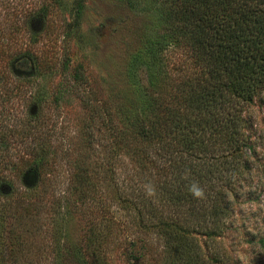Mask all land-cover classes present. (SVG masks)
<instances>
[{"label": "trees", "instance_id": "1", "mask_svg": "<svg viewBox=\"0 0 264 264\" xmlns=\"http://www.w3.org/2000/svg\"><path fill=\"white\" fill-rule=\"evenodd\" d=\"M82 1L73 0L76 18ZM150 10L154 22L141 34V49L131 55L128 68L130 79L145 81L149 90L140 85L142 95L135 97L134 109L121 111L117 122L114 108L113 118L99 127L107 126L114 134L107 151L114 156L128 154L137 173L146 176L144 185L124 197L123 190L117 194L114 186L112 196L119 209L129 212L133 230L155 234L159 246L124 231L113 247L119 248L125 264L223 263L225 252L218 253L204 241L202 248L192 233L210 240L220 236L232 216L231 203L251 177L250 160L261 136L252 137V120L242 112L254 98L264 100V0H156ZM24 55L28 57V52ZM26 61L27 73L29 68L39 71L36 61ZM44 68L49 69L47 64ZM71 71L77 77L76 65ZM147 110L149 116L144 114ZM84 145L90 147V140L85 138ZM81 154L68 169L62 195L45 200L46 195L29 190L33 198L29 236L37 235L39 220H51L52 248L43 257L52 259V264L110 262L105 249L87 251L79 241L66 238L67 222L84 204L90 184L85 174L91 158ZM30 158L20 163L26 167L20 173L23 182L34 185L42 181L48 162L44 150ZM6 188L9 192H4ZM193 189L202 194L196 196ZM11 192H15L11 181L0 171V196ZM111 223L118 231L125 227L112 217ZM12 224L0 212V264H32L20 263L26 255L20 252L21 243L14 246L18 234ZM86 230L98 246L107 234L94 233L90 225Z\"/></svg>", "mask_w": 264, "mask_h": 264}, {"label": "rangeland", "instance_id": "2", "mask_svg": "<svg viewBox=\"0 0 264 264\" xmlns=\"http://www.w3.org/2000/svg\"><path fill=\"white\" fill-rule=\"evenodd\" d=\"M155 1L83 0L76 18L73 0H0V171L15 190L0 196V212L4 220L14 223L12 228L18 234L14 246L21 243L20 252L26 255L20 257V263L52 264V259L43 257L52 248L51 220H37L38 233L29 236L33 224L29 190L46 195L45 200L62 195L68 169L81 153L91 158L85 174L90 184L84 204L67 222L66 238L79 241L87 251L105 249L109 264H125L119 248L113 247L124 231L131 237L143 236L158 248L157 236L133 230L127 221L129 212L119 209L112 196L114 186L117 194L118 189L123 190L124 197L135 186L144 185L146 176L137 173L128 154L114 156L107 151L114 134L107 126L99 127L113 118L114 108L116 121H120L121 111L134 109L135 97L142 95L138 90L146 82H133L128 68L131 55L141 49V34L154 22L150 9ZM26 60L36 61L39 71L29 68L27 73L30 64ZM46 64L49 69L44 68ZM75 65L77 77L71 71ZM243 108L242 114L252 120V137L261 136L250 160L251 177L231 203L232 216L220 236L210 240L192 233L202 248L207 245L225 252L226 260L216 264H264V100L254 98ZM144 114L149 116V110ZM85 138L90 147L83 146ZM42 149L48 162L45 173L42 181L29 185L22 181L20 172L26 167L20 163ZM245 152L251 156L250 151ZM111 217L124 223L122 231L112 227L116 224ZM88 225L94 226V233L107 231L99 246L88 239Z\"/></svg>", "mask_w": 264, "mask_h": 264}, {"label": "clouds", "instance_id": "3", "mask_svg": "<svg viewBox=\"0 0 264 264\" xmlns=\"http://www.w3.org/2000/svg\"><path fill=\"white\" fill-rule=\"evenodd\" d=\"M193 191L196 196H200L202 194L199 189H193Z\"/></svg>", "mask_w": 264, "mask_h": 264}]
</instances>
